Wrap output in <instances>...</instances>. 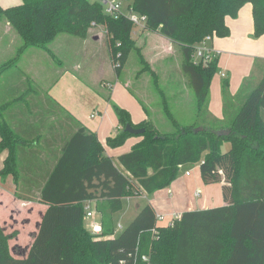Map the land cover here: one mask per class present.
Segmentation results:
<instances>
[{
	"label": "trees",
	"instance_id": "16d2710c",
	"mask_svg": "<svg viewBox=\"0 0 264 264\" xmlns=\"http://www.w3.org/2000/svg\"><path fill=\"white\" fill-rule=\"evenodd\" d=\"M123 1L146 16L147 30L159 31L177 46L180 72L194 93L195 118L181 123L164 101L173 128L161 131L148 114L133 123L128 110L115 106L121 131L109 136L107 144L117 147L129 136H140L117 157L119 165L103 154L96 134L80 126L64 143L40 190L38 201L48 206L24 255L11 253L9 239L16 232L6 233L0 225V264H264V59L254 62L250 73L259 71L257 83L238 101L223 77L221 118L208 108L218 58L206 64L193 60L195 45L205 35H229L225 18L236 17L247 2L252 5L253 36L263 35L264 0ZM103 7L92 0H21L0 5V29L7 23L22 39V50L45 47L59 33L85 38L102 25L112 62L123 64L133 48L139 49L134 25ZM114 67L118 73L121 67ZM5 105H0V151L7 150V155L0 175L12 174L16 181L20 138L2 118ZM126 124L144 131L129 133L123 130ZM221 129L229 133L217 135ZM226 141L230 147L223 152ZM196 162L203 183L222 182L225 204L186 210L172 224L157 226L147 202L114 235L113 215L122 210L124 197L151 194L167 186L182 164ZM91 200L100 215L98 233L85 224L84 202Z\"/></svg>",
	"mask_w": 264,
	"mask_h": 264
},
{
	"label": "crops",
	"instance_id": "0c3cea01",
	"mask_svg": "<svg viewBox=\"0 0 264 264\" xmlns=\"http://www.w3.org/2000/svg\"><path fill=\"white\" fill-rule=\"evenodd\" d=\"M17 1L0 0V5L2 7L16 5L10 3ZM225 22L229 27V35L213 36L211 45L219 51L218 71H224L225 77L231 74V79L238 77L240 82L241 78L251 71L258 58L264 59L262 48L261 51L256 49V43L259 40L264 42V34L257 39L250 37L253 36V19L252 5L249 2L240 7L236 17L227 16ZM135 31L133 36L138 32L143 42L148 40L147 34L158 35L163 40L161 34L147 29H136ZM17 36V33L7 23L0 29V105L6 104L2 118L20 138L17 143L19 163L17 180L15 181L12 174L5 177L0 175V225L5 228L6 233L16 232L9 239L11 253L24 255L33 241V235L48 206L38 201L40 190L62 154L64 143L73 133L80 126L95 133L103 146V154L116 164H118L117 157L129 151L140 140V136L132 135L127 137L120 146H109L106 142L107 138L119 133L121 125L116 112L110 110L108 99L110 95L113 98L114 94L119 92L125 94L122 89L117 87V90H112V81L104 77H96L92 80L83 78L80 74L82 64L79 60H74L68 66L56 67L54 75L49 76L46 81L35 80L39 75L35 72L37 69L32 61L36 59L32 57L28 63L24 59V66L18 63L27 52L31 53L35 48L42 50L47 48L34 46L19 50L20 47L14 46ZM92 40H99V38ZM66 43L71 44L69 41ZM75 53L82 54V48H78ZM59 62L61 63L62 60ZM2 65L4 66L1 68ZM236 70L237 72L234 73ZM107 82L110 83V88L105 91L104 85ZM40 84L44 86L41 93L33 94L32 85ZM230 84L231 89L237 88L236 81L233 83L230 81ZM124 85L128 87L127 82ZM208 108L215 117L221 118L223 115L222 95L209 100ZM128 112L133 123L146 118L143 110L137 111L136 114L130 110ZM225 144L227 149L222 150ZM229 147L230 142L226 141L222 144L221 150L225 152ZM6 155L7 150L0 151V169L4 165ZM196 163L182 164L175 178L167 186L151 194L141 193L124 197L122 210L113 215V221L116 215L121 216L124 212V204L131 211L128 218L131 220L145 203H150L156 215L162 216L156 221L157 226L168 225L176 215L186 210L225 204L222 198V182L203 183L200 177L199 162ZM191 165H194L192 166L193 171L188 168ZM200 193L203 194L202 197ZM84 204L90 205L92 211L90 218L85 217V224L95 221L101 227L96 202L91 200L85 201ZM128 220L124 226L130 221ZM118 224L121 229L124 227L121 222L117 221L116 224L114 222L117 228H119ZM86 227L89 228V225L86 224ZM118 233L115 231L114 235Z\"/></svg>",
	"mask_w": 264,
	"mask_h": 264
},
{
	"label": "rangeland",
	"instance_id": "374dc122",
	"mask_svg": "<svg viewBox=\"0 0 264 264\" xmlns=\"http://www.w3.org/2000/svg\"><path fill=\"white\" fill-rule=\"evenodd\" d=\"M20 2L21 0H18L17 2L10 4H17ZM124 4H126V2ZM152 32L161 34L159 31ZM162 36L163 40L160 39L158 35L153 36L147 34L146 37H148V40L143 42V38L139 37L137 32L134 36L135 45L140 49L137 50L136 48H133L123 64L118 62L112 63L107 46L105 28L102 25H98L89 30L87 38H78L70 34L59 33L54 40L44 47L47 48L46 50L35 48L33 52H27L25 56H22L18 64L24 66V59H26L28 63L30 62L29 59L34 57L36 60L32 62H34V66L37 69L35 72L39 76H37L38 79L34 76L33 78H35V80L46 81L49 79V76L54 75L56 67L61 65L68 66L72 64L74 60H79L82 64L80 74H82L83 78L87 80H92L96 77L110 79L112 81V90H117L118 87L126 94L119 92L114 94L113 98L110 95V98L108 99L110 110L115 113V106L127 108L135 114L143 110L145 115L148 114V117L152 119L159 130L168 131L173 127L163 109L164 101H166V106L171 111L173 117L181 123H190L194 120L196 114V102L192 89L186 85L185 78L180 72V53L177 50V46L172 40L164 35ZM97 37L99 40H92L93 38L97 39ZM250 37L257 39L259 36ZM15 41L14 46L17 47H20L23 43L19 35ZM66 41H69L71 44H67ZM256 44V49H260L261 51L262 48V51H264L263 41L259 40ZM74 48L76 52L78 48H82V54L75 53ZM140 53L145 62H142ZM59 60H62V62L60 63ZM260 60L261 59L258 58L256 61ZM117 65L118 67H121L118 76L114 67ZM236 72L237 70L234 71V73ZM250 72L251 71L243 76L240 82L238 77L231 79V74L227 77L229 80V94L236 96V101H238L244 93L250 91L257 83L259 71L257 73L254 72L253 75H251ZM250 75L251 77L246 83L243 82L242 87V79L244 77L247 78ZM222 80L223 77H220L217 73L214 74L209 86V100L222 95ZM230 81L232 83L236 81L237 88L231 89ZM126 82L128 87L124 85ZM43 87L42 84L32 85L31 92L35 95L40 94ZM104 87L105 91H107L110 88V83L107 82ZM160 89L164 93H161L159 91ZM99 94L101 95V93ZM107 97L109 96L107 95ZM226 149L227 147L225 144L223 145L222 150ZM192 166L194 167V165L188 166V168H191V171H193ZM196 166H198V163H196ZM181 170H183V168ZM200 196L202 197L203 194L200 193ZM125 205L126 204H124L125 208L122 215H116L114 220L115 224L119 221L122 226H124L127 222L131 211L127 209V206ZM86 224L89 225V223ZM120 229L115 227L116 233H118Z\"/></svg>",
	"mask_w": 264,
	"mask_h": 264
},
{
	"label": "built area",
	"instance_id": "2783aa9c",
	"mask_svg": "<svg viewBox=\"0 0 264 264\" xmlns=\"http://www.w3.org/2000/svg\"><path fill=\"white\" fill-rule=\"evenodd\" d=\"M92 1H98L101 4H103L104 11L107 14L110 15H125L134 25L133 33H135V29L143 30L146 29V16L142 14H138L134 12L132 9L128 8L127 4H124L125 2L123 0H92ZM213 35L207 34L204 36V38L198 42L195 45L194 53H193V60L195 62L201 61L202 63L206 64L209 61H211L213 58L217 57L219 54V51L217 49H214L211 45ZM219 75L221 77H225L226 74L224 71H218ZM188 173V172H187ZM85 217H91L92 211L90 210V205H85ZM176 215L175 217H177ZM174 217V218H175ZM161 215H156V221L161 219ZM173 218V219H174ZM173 219L169 222V224H172ZM118 227L120 228V224H118ZM89 228L92 232L98 233L101 230L100 224L95 221H91L89 223ZM155 231V229H153ZM143 260H148V257L146 255H142L141 257Z\"/></svg>",
	"mask_w": 264,
	"mask_h": 264
},
{
	"label": "water",
	"instance_id": "95a60500",
	"mask_svg": "<svg viewBox=\"0 0 264 264\" xmlns=\"http://www.w3.org/2000/svg\"><path fill=\"white\" fill-rule=\"evenodd\" d=\"M199 129H201V128H199ZM123 130L127 131L129 133H132V134H141V133H143L144 128H134L130 124H126ZM228 133H229V130H227V129H221V130H218L216 132V134L219 136L227 135Z\"/></svg>",
	"mask_w": 264,
	"mask_h": 264
}]
</instances>
